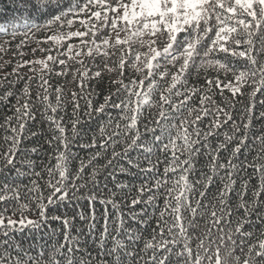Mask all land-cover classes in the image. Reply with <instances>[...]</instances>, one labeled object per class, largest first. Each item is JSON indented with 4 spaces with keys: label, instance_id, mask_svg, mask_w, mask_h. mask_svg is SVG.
<instances>
[{
    "label": "snow or ice",
    "instance_id": "1",
    "mask_svg": "<svg viewBox=\"0 0 264 264\" xmlns=\"http://www.w3.org/2000/svg\"><path fill=\"white\" fill-rule=\"evenodd\" d=\"M9 10L0 104L15 103L0 121V264H264V0H8ZM77 22L83 30L64 32ZM33 43L45 59H23ZM193 68L197 82L202 68L216 74L197 86ZM70 73L79 90L68 114L59 78ZM36 124L48 129L47 164L32 158L43 148ZM126 188L136 195L122 202ZM53 223L49 239L63 241L37 249L35 234Z\"/></svg>",
    "mask_w": 264,
    "mask_h": 264
},
{
    "label": "trees",
    "instance_id": "2",
    "mask_svg": "<svg viewBox=\"0 0 264 264\" xmlns=\"http://www.w3.org/2000/svg\"><path fill=\"white\" fill-rule=\"evenodd\" d=\"M8 3V0H0V25H4L5 27H10L11 24H14L16 23L15 20H13V16H15L16 14L15 13H12L10 10L9 11H3V8H4V5H7ZM85 17H80V19H83ZM78 30H83L79 23L77 22L74 26L72 27H65L64 28V32H71V31H78ZM112 37L113 39L115 38V33H112ZM123 38V37H122ZM68 42H71L73 44H78L79 43V40L78 39H73L71 41H65L64 43L67 44ZM38 45L33 43L30 45V47L26 48V49H23V51L25 52V56L23 57V59H27V60H40V59H45L47 53H41V52H36L34 55L32 54V51L31 49L32 48H37ZM53 55H55V51H53L52 53ZM223 58V57H221ZM12 59V53H8L7 55H3V54H0V64H3L5 60H11ZM77 59H81L80 57H77ZM235 59V58H233ZM14 61H13V66H14ZM51 63V62H49ZM74 64V62H73ZM37 69H39V65L36 66ZM76 67H79V65H75L72 67V71H75V68ZM57 70H59V67L57 66ZM11 72V67H8V68H4V69H0V77H2L5 73H10ZM23 72L24 73H28V69L25 68L23 69ZM196 72H197V69L193 68V74H192V82L193 83H196L197 86H199V83H202L204 78H205V74L209 75V76H215V72L212 68H207V69H200V81L197 82L196 81ZM28 74H31V73H28ZM113 75V78H115V74H112ZM133 73H132V70L130 69L129 70V76H132ZM138 75V74H137ZM221 75L223 76V73H221ZM134 78V77H133ZM128 82V80H126V83ZM52 83L53 85L55 86L57 84V78L53 77L52 79ZM59 83L62 84L64 86V92H65V95H66V98L69 100V103L67 105V113L70 114L71 111H72V108H71V103H70V97H71V93L73 91H78V83H79V77H77V80L76 82H73L72 81V76H71V73L67 76V78H64V77H61L59 78ZM107 83V79L105 80V84ZM18 88H22L23 87V83L17 85ZM35 88H36V85L34 84L33 85V94L35 93ZM249 91L251 90L250 88L248 89ZM105 94H107V91H105ZM226 95L230 96V93H226ZM92 99L96 100L97 102H102L103 101V97L101 95H99V89H97V95L93 96ZM216 99L218 101H220V97L219 95H216ZM248 97L245 95L244 97H241L240 100L237 102L236 104V108L234 109V115H235V119L237 121V123L240 122V119H241V110L243 109L244 107V104L247 103L248 101ZM260 99H264V97H260L258 96L256 98V102L257 104H259V101ZM52 100L53 102H55V94L53 92V95H52ZM15 103V98H11L10 101L8 102H5L3 104H0V121H2V117L7 114V115H12V109H11V104ZM81 103L83 104L84 102L81 101ZM63 114V113H62ZM39 114H38V119H39ZM205 123H207V120L205 121ZM33 130L35 131H42V134L41 136L39 137V143L43 145V148L41 149L40 153L37 155V154H33L32 158L35 160L36 164L37 165H42V164H47L49 163V159L44 151V149H47L48 148V145L47 144H44V140L47 136V133H48V129H47V126L45 124L43 130H41L40 128V125L39 124H36V125H33ZM222 131H227V129H223ZM3 136H4V131L2 129H0V147H6L5 145H3L2 141H3ZM219 139H223V136H220ZM37 143V140L35 138H33V140L31 141V143H29V141H25V145H27L28 147H31L32 144H35ZM213 143H215V141H213ZM119 150V149H118ZM73 151L76 152L79 156L81 157H84L87 155V153L85 151H81L78 149L77 146H73ZM133 155H135V153H133ZM255 155V152H253L251 155L248 156V159L249 160H252L253 156ZM228 156V153L227 152H224L221 154V158L222 160L226 159ZM163 159V158H161ZM244 159V156L243 155H240L238 156L237 158V162H239L240 160H243ZM52 163H54L55 161H51ZM264 162V161H262ZM37 170H41L39 167L37 168ZM159 170L162 172L163 170V163H161L159 165ZM251 169H248V172L251 173ZM246 178V176H245ZM109 180H111L112 178L109 177L108 178ZM116 182H121V183H125V184H131V181H130V177H127L123 174H119L117 173L116 175ZM218 182H219V178H218ZM25 183H27V181H25ZM100 183H101V186H103L104 184V177L101 176L100 177ZM253 184H258L259 181L257 179H253L252 181ZM114 187V184L113 183H108L107 184V188L111 189ZM237 189L239 188V185L236 186ZM251 187V186H250ZM213 191H215V187H213ZM125 194H127V196L129 197H132V196H135L136 195V192L134 189H132L131 191H129V189H124V192L123 193H118V195L120 196L121 198V201L123 202V199L125 197ZM248 196L251 197V191L248 192ZM130 203V199L128 201ZM238 202L237 201V198H236V195L235 193H233V203H236ZM82 203H86L85 201H82ZM158 206L159 207H163V203H162V200L161 201H158L157 202ZM110 207V206H109ZM97 211H102V207L97 204ZM127 211V209H125V212ZM136 211H139V206L137 207ZM149 211H151V209H149ZM11 214V212H9V215ZM158 214V213H157ZM31 219H36V216L35 214L31 215L30 216ZM250 221L253 222L254 224L258 223V221L256 220V216L253 215L252 217H250ZM129 221L126 220V223H128ZM97 223L98 224H101L103 223V221L99 218V216L97 217ZM152 225L155 226V220L152 221ZM59 225L58 224H51V225H45L41 230L40 232L36 233L35 234V245L37 246V249L40 245H44V244H47L49 247L51 245H53L57 240H60L61 242L63 241V237H62V234H57V235H54L51 237V239H49V233L51 231V229H55V228H58ZM77 227L78 228H81L83 230L84 233H88L89 232V228L87 225H83V224H79L77 223ZM112 227V224L111 222L109 223V228L111 229ZM133 227H136L135 224H133ZM254 231H258L259 229L257 228H253ZM149 231H151V229H149ZM77 233H76V228H73L72 229V235L75 236ZM23 236L27 238V242L25 244V247H27V244L28 243H33V239H32V233L29 232V231H25L23 233ZM85 237L84 236H81L80 239L83 241ZM99 239V232H97L95 234V237H93L92 235H88L87 236V239L89 240V246L91 248H94L95 247V244H92V241L93 239ZM109 246L111 244V240L109 239ZM198 241H193V247L195 248V244L197 243ZM95 254V253H94ZM205 264H207V260H205Z\"/></svg>",
    "mask_w": 264,
    "mask_h": 264
},
{
    "label": "rangeland",
    "instance_id": "3",
    "mask_svg": "<svg viewBox=\"0 0 264 264\" xmlns=\"http://www.w3.org/2000/svg\"><path fill=\"white\" fill-rule=\"evenodd\" d=\"M121 37H123V33H121ZM73 55H74V53H73Z\"/></svg>",
    "mask_w": 264,
    "mask_h": 264
}]
</instances>
